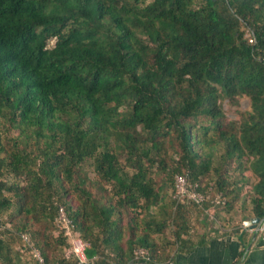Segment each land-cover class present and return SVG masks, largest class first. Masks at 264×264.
Instances as JSON below:
<instances>
[{
    "label": "trees",
    "instance_id": "16d2710c",
    "mask_svg": "<svg viewBox=\"0 0 264 264\" xmlns=\"http://www.w3.org/2000/svg\"><path fill=\"white\" fill-rule=\"evenodd\" d=\"M177 176L264 220V0H0V264L163 263Z\"/></svg>",
    "mask_w": 264,
    "mask_h": 264
},
{
    "label": "crops",
    "instance_id": "0c3cea01",
    "mask_svg": "<svg viewBox=\"0 0 264 264\" xmlns=\"http://www.w3.org/2000/svg\"><path fill=\"white\" fill-rule=\"evenodd\" d=\"M247 204L242 197L230 213L223 209L225 200L219 206L205 204L203 214L191 218L188 236L167 249L168 260L160 264H264V235L252 230L258 219Z\"/></svg>",
    "mask_w": 264,
    "mask_h": 264
},
{
    "label": "built area",
    "instance_id": "2783aa9c",
    "mask_svg": "<svg viewBox=\"0 0 264 264\" xmlns=\"http://www.w3.org/2000/svg\"><path fill=\"white\" fill-rule=\"evenodd\" d=\"M246 37L248 38L249 45H252V37H249V35H246ZM173 199L184 202V204H193L198 207H202L207 203L213 206H219L224 201L221 194H213L211 186L205 191H199L197 184L188 183L183 176H177L175 178ZM68 225L69 221H67L62 209H59L55 226L58 229V232H64V237L67 238L70 246L69 249L64 252L63 256L65 258L72 256L77 260L78 264H87L85 251L88 245L86 242L76 238L72 234V230L69 229ZM252 230L264 235V220H259V224H257ZM34 256L41 262V258L38 253H35ZM134 256L136 260H145L148 258V253L141 249L134 252Z\"/></svg>",
    "mask_w": 264,
    "mask_h": 264
},
{
    "label": "rangeland",
    "instance_id": "374dc122",
    "mask_svg": "<svg viewBox=\"0 0 264 264\" xmlns=\"http://www.w3.org/2000/svg\"><path fill=\"white\" fill-rule=\"evenodd\" d=\"M223 108H224V111H225V113H226V115H227L228 118L236 119L237 118L236 111L249 110L250 103H249V100L247 98L241 97L238 100L237 106H229L228 103L225 101L223 103ZM245 174H246V176H250V172L249 171L245 172ZM248 190H250V187L249 186H246L244 188V192H247ZM243 197H244V194H243ZM244 200H246V199L244 198ZM54 235H55V233H54ZM35 253H38V252H35Z\"/></svg>",
    "mask_w": 264,
    "mask_h": 264
},
{
    "label": "water",
    "instance_id": "95a60500",
    "mask_svg": "<svg viewBox=\"0 0 264 264\" xmlns=\"http://www.w3.org/2000/svg\"><path fill=\"white\" fill-rule=\"evenodd\" d=\"M255 222H256V225L259 224V220H256ZM246 225H250L251 226V223H246Z\"/></svg>",
    "mask_w": 264,
    "mask_h": 264
}]
</instances>
